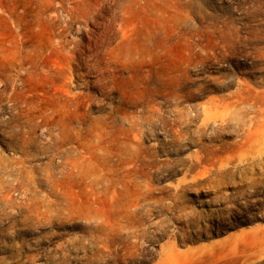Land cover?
I'll return each mask as SVG.
<instances>
[{
  "label": "rangeland",
  "instance_id": "rangeland-1",
  "mask_svg": "<svg viewBox=\"0 0 264 264\" xmlns=\"http://www.w3.org/2000/svg\"><path fill=\"white\" fill-rule=\"evenodd\" d=\"M0 264H264V0H0Z\"/></svg>",
  "mask_w": 264,
  "mask_h": 264
},
{
  "label": "bare ground",
  "instance_id": "bare-ground-1",
  "mask_svg": "<svg viewBox=\"0 0 264 264\" xmlns=\"http://www.w3.org/2000/svg\"><path fill=\"white\" fill-rule=\"evenodd\" d=\"M72 7V6H71ZM71 14V13H70ZM62 17V16H61ZM67 17H68V15H67ZM73 19V18H72ZM91 19V18H90ZM70 20V19H69ZM92 21V20H91ZM17 23H19V22H17ZM78 26V25H77ZM82 26H84V25H82ZM85 28V27H84ZM79 31H80V28H79ZM83 35V34H82ZM79 38H80V36H78ZM88 37V36H87ZM95 38H96V36H95ZM99 38V37H98ZM74 39H76V38H74ZM67 42V41H66ZM79 43V42H78ZM97 44V43H96ZM73 45V44H72ZM92 46V45H91ZM97 46V45H96ZM95 47V46H94ZM93 51V50H92ZM81 52V51H80ZM91 55V54H90ZM60 56V55H59ZM58 56V57H59ZM117 56V55H116ZM94 60V59H93ZM64 82V81H63Z\"/></svg>",
  "mask_w": 264,
  "mask_h": 264
}]
</instances>
